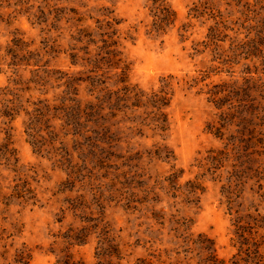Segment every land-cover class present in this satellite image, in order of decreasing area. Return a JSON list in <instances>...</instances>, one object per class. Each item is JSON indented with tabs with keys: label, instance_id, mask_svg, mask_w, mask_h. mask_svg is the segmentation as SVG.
<instances>
[{
	"label": "rangeland",
	"instance_id": "rangeland-1",
	"mask_svg": "<svg viewBox=\"0 0 264 264\" xmlns=\"http://www.w3.org/2000/svg\"><path fill=\"white\" fill-rule=\"evenodd\" d=\"M170 3L0 0V264H264L262 2Z\"/></svg>",
	"mask_w": 264,
	"mask_h": 264
},
{
	"label": "trees",
	"instance_id": "trees-1",
	"mask_svg": "<svg viewBox=\"0 0 264 264\" xmlns=\"http://www.w3.org/2000/svg\"><path fill=\"white\" fill-rule=\"evenodd\" d=\"M149 2L151 4L150 9L153 13V16L155 17L154 29H156V31L157 30L165 31L166 28L174 24L177 18V14L176 11L171 6L170 0H149ZM260 2H262L261 7L264 11V0H260ZM216 27L211 28L209 33L210 35L209 37L214 42L222 40V38H220L222 36L220 29L218 28V26ZM253 49L259 53H262V51H264V16L259 25V29L257 30V41H255ZM237 177H239L238 173L234 176L233 180H230L228 182L231 183V185L228 184V186L235 187L237 183H240L239 181L241 180L240 178L236 179Z\"/></svg>",
	"mask_w": 264,
	"mask_h": 264
}]
</instances>
